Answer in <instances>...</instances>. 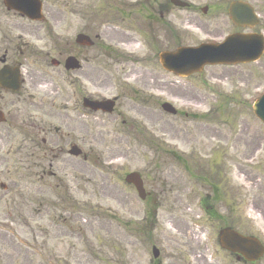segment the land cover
Here are the masks:
<instances>
[{
    "label": "rangeland",
    "instance_id": "rangeland-1",
    "mask_svg": "<svg viewBox=\"0 0 264 264\" xmlns=\"http://www.w3.org/2000/svg\"><path fill=\"white\" fill-rule=\"evenodd\" d=\"M42 1L47 22L57 18L53 11H62L64 23L72 21L67 35L84 30L96 44L118 52L111 58L101 56L96 45L89 49V92L93 98H120L112 115L89 116L91 156L85 171L73 160L59 168L57 175L70 182V190L26 186L10 194L9 206L0 202V264H152L151 245L160 250L161 264H242L217 246L219 225L206 223L197 204V192L204 198L207 190L197 191L196 180L175 157L186 159L193 172L197 166L207 172L219 169L225 202L216 208L218 214L229 216L238 233L264 245V126L251 109L264 89V59L206 67L181 79L148 57L140 26L144 19L111 20L115 9L140 0ZM186 1L195 8L170 7L168 16L180 46L220 42L236 31L224 12H200L211 3L234 0ZM245 1L257 13L264 9V0ZM154 35L155 51L176 49L161 29ZM164 102L177 111L175 116L161 111ZM145 171L156 175V190L162 181L167 185L160 205L141 202L124 182L128 173ZM151 212L154 220L142 224ZM256 264H264V257Z\"/></svg>",
    "mask_w": 264,
    "mask_h": 264
},
{
    "label": "flooded vegetation",
    "instance_id": "flooded-vegetation-1",
    "mask_svg": "<svg viewBox=\"0 0 264 264\" xmlns=\"http://www.w3.org/2000/svg\"><path fill=\"white\" fill-rule=\"evenodd\" d=\"M169 2L155 0L154 12L164 28L170 25ZM214 8L220 10L221 6ZM48 13H44L45 22L37 23L0 5V202L4 205L10 203L11 193L16 189L23 192L26 186L68 191L71 184L58 177L59 168L66 167L69 160L79 162L84 171L89 165L91 112L83 107L84 100L92 98L89 48L77 45L72 34L66 36L63 25L70 27L72 21L64 23L62 11H53L57 18L52 16L47 22ZM259 15L258 27L264 35V9ZM69 57L77 61V69H65ZM75 145L80 150L78 158L68 155ZM143 177L148 184V177ZM209 185L206 223L217 220L214 203L223 195L222 188ZM162 186L157 191L150 185L145 202L160 205L166 190L164 181Z\"/></svg>",
    "mask_w": 264,
    "mask_h": 264
},
{
    "label": "water",
    "instance_id": "water-1",
    "mask_svg": "<svg viewBox=\"0 0 264 264\" xmlns=\"http://www.w3.org/2000/svg\"><path fill=\"white\" fill-rule=\"evenodd\" d=\"M4 5L9 10L27 16L33 21H41V3L39 0H4ZM176 6L185 5L174 3ZM228 14L230 20L239 28L254 27L258 24L257 17L253 9L247 3L232 2L229 5ZM77 41L83 45L92 46L93 42L84 35L77 37ZM264 50L263 39L256 35L235 34L228 37L225 42L218 46L202 45L199 48L179 49L176 53H162L159 56L160 64L166 71L187 77L195 72H199L205 65H237L256 62L261 57ZM68 61H71L68 60ZM85 106L93 111L101 110L111 114L114 107L113 101L93 102L86 100ZM164 112L175 115L176 111L167 103L161 106ZM254 115L264 123V95L256 101L252 107ZM77 156L79 151L74 147L71 153ZM126 182L132 184L139 197L145 198V192L140 177L132 173L127 176ZM219 243L222 249L238 256L244 262L253 263L264 255V248L257 239L243 237L230 228L223 229L219 235ZM153 256L158 253L153 248Z\"/></svg>",
    "mask_w": 264,
    "mask_h": 264
},
{
    "label": "trees",
    "instance_id": "trees-1",
    "mask_svg": "<svg viewBox=\"0 0 264 264\" xmlns=\"http://www.w3.org/2000/svg\"><path fill=\"white\" fill-rule=\"evenodd\" d=\"M137 13H138V15L139 14L149 13L148 4L141 3V7L138 8V12ZM149 17L152 18V15H149L147 17L148 20H149Z\"/></svg>",
    "mask_w": 264,
    "mask_h": 264
}]
</instances>
